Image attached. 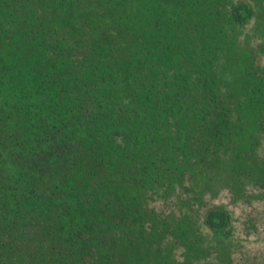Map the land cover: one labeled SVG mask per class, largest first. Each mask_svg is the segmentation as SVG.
I'll return each instance as SVG.
<instances>
[{
  "label": "trees",
  "instance_id": "trees-1",
  "mask_svg": "<svg viewBox=\"0 0 264 264\" xmlns=\"http://www.w3.org/2000/svg\"><path fill=\"white\" fill-rule=\"evenodd\" d=\"M260 242L264 0H0V264Z\"/></svg>",
  "mask_w": 264,
  "mask_h": 264
},
{
  "label": "rangeland",
  "instance_id": "rangeland-1",
  "mask_svg": "<svg viewBox=\"0 0 264 264\" xmlns=\"http://www.w3.org/2000/svg\"><path fill=\"white\" fill-rule=\"evenodd\" d=\"M247 250L249 253H253L258 250L257 252H255L256 254H264V242L252 244L251 249H247Z\"/></svg>",
  "mask_w": 264,
  "mask_h": 264
}]
</instances>
